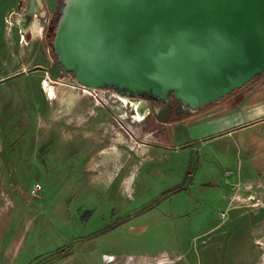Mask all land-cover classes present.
Returning <instances> with one entry per match:
<instances>
[{
    "label": "rangeland",
    "instance_id": "obj_1",
    "mask_svg": "<svg viewBox=\"0 0 264 264\" xmlns=\"http://www.w3.org/2000/svg\"><path fill=\"white\" fill-rule=\"evenodd\" d=\"M18 1L0 0V264H264V117L250 173L232 157L245 126L206 128L264 93V75L168 124L135 122L46 43L16 41Z\"/></svg>",
    "mask_w": 264,
    "mask_h": 264
},
{
    "label": "water",
    "instance_id": "obj_2",
    "mask_svg": "<svg viewBox=\"0 0 264 264\" xmlns=\"http://www.w3.org/2000/svg\"><path fill=\"white\" fill-rule=\"evenodd\" d=\"M39 4L10 18L23 38ZM54 21L49 54L76 87L161 104L160 124L264 75V0H60Z\"/></svg>",
    "mask_w": 264,
    "mask_h": 264
},
{
    "label": "crops",
    "instance_id": "obj_3",
    "mask_svg": "<svg viewBox=\"0 0 264 264\" xmlns=\"http://www.w3.org/2000/svg\"><path fill=\"white\" fill-rule=\"evenodd\" d=\"M24 3V0L18 1L17 10L14 11L13 14H19L21 7ZM13 14L11 16H13ZM14 31L16 32V41L18 43L25 42V40L31 41L32 39L41 41L42 44L45 43L42 31H41V24L36 20L30 27V33L22 37L19 29L12 25ZM25 39V40H24ZM44 42V43H43ZM49 60V59H48ZM53 93V92H52ZM54 94V93H53ZM239 95V94H238ZM239 98V96H236ZM243 97V98H242ZM264 93L255 94L254 89L249 88L248 92H244L241 94V101H240V109L236 111H232L226 117H222L218 119L216 122L210 123L208 125L207 131L214 132L220 131L225 129H240L242 126H245L243 131H236L230 132L231 137H233L237 141V148L233 151V158H237L236 167L241 173L243 172H252L251 170H255L257 159L256 153H254L256 149V133L251 128V125L255 120H258L264 117V100L257 101L258 98H263ZM237 101V100H236ZM225 108V107H224ZM225 157V152H224ZM247 158V159H246ZM224 162L226 159H222ZM254 168H253V166ZM253 168V169H251Z\"/></svg>",
    "mask_w": 264,
    "mask_h": 264
},
{
    "label": "flooded vegetation",
    "instance_id": "obj_4",
    "mask_svg": "<svg viewBox=\"0 0 264 264\" xmlns=\"http://www.w3.org/2000/svg\"><path fill=\"white\" fill-rule=\"evenodd\" d=\"M60 0H40V4H39V9H40V14L42 12H44V17L40 18L39 14H37L34 18V21H38L39 24H41V31H42V36L43 39L45 41V43L48 45L49 43H51L52 41V28L55 25V21H54V10L56 8V6L59 4ZM111 91L108 92H104L103 93V97L108 94H110ZM113 93V92H112ZM117 96V95H116ZM115 98V97H114ZM116 100V98H115ZM130 103H133L132 106L130 108H128L127 110H130L133 114L132 117L135 122H140L142 121H149V120H155L154 114H153V109L154 107H156L157 109H159L161 106V104H155L152 101H147V100H142V99H129ZM136 106V107H135ZM139 107V108H138ZM135 108L137 109H142V113L144 114V117H142L141 120L139 119H135L134 117H138L137 116V112L135 110ZM126 113V117H127V112ZM175 113L172 112L170 115V121L172 120L173 117H175Z\"/></svg>",
    "mask_w": 264,
    "mask_h": 264
},
{
    "label": "built area",
    "instance_id": "obj_5",
    "mask_svg": "<svg viewBox=\"0 0 264 264\" xmlns=\"http://www.w3.org/2000/svg\"><path fill=\"white\" fill-rule=\"evenodd\" d=\"M82 90L83 93L87 92L89 95H92L93 98H101V93L104 92H108V91H104V90H95L92 92L87 91L86 89L80 88ZM39 186H36V188H34V191H36V189H39Z\"/></svg>",
    "mask_w": 264,
    "mask_h": 264
},
{
    "label": "bare ground",
    "instance_id": "obj_6",
    "mask_svg": "<svg viewBox=\"0 0 264 264\" xmlns=\"http://www.w3.org/2000/svg\"><path fill=\"white\" fill-rule=\"evenodd\" d=\"M33 23H34V22H33ZM31 26H32V25H31ZM49 95H50V94H49ZM117 97H118V96H117ZM119 98H120V97H119ZM121 99H124V98H121ZM124 100H128V99H124ZM127 102H128V103H127L128 106L131 107L133 103H130L129 101H127ZM135 107H136V106H135ZM138 108H139V107H138ZM138 108H137V109L135 108L138 117H134V118H135V119H140V120H141L142 117H144V114H143L144 112L142 113V109H138Z\"/></svg>",
    "mask_w": 264,
    "mask_h": 264
},
{
    "label": "trees",
    "instance_id": "obj_7",
    "mask_svg": "<svg viewBox=\"0 0 264 264\" xmlns=\"http://www.w3.org/2000/svg\"><path fill=\"white\" fill-rule=\"evenodd\" d=\"M178 117L181 119L182 117L184 118V117H186V116H178ZM178 120H179V119H178Z\"/></svg>",
    "mask_w": 264,
    "mask_h": 264
}]
</instances>
